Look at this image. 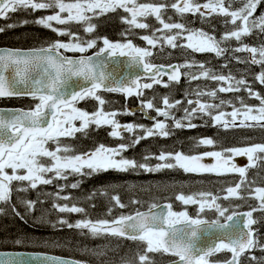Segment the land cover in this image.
Instances as JSON below:
<instances>
[{
  "label": "snow or ice",
  "instance_id": "6c2138e0",
  "mask_svg": "<svg viewBox=\"0 0 264 264\" xmlns=\"http://www.w3.org/2000/svg\"><path fill=\"white\" fill-rule=\"evenodd\" d=\"M236 0H206L201 4L198 0H174L172 3L161 2L138 3V0H0V19H8L10 13L19 10L49 11L52 14L41 16L35 19L34 23L44 28L50 29L57 36H67L68 41L56 40L47 46L40 48L23 49H0V98L28 96L35 102L29 109L0 110V204H9L13 193V182H28L30 188H37V184H51L53 179H67L69 174L92 175L94 173L114 170L126 173L134 170H143L148 173L159 172L162 169L180 168L186 173H215L222 175L229 172L239 173L240 183L234 187L226 189L227 195L224 199H242L240 189L245 182L248 168L256 167V161L264 154V144H255L242 148H230L225 152L231 156H246L247 167H238L230 162V158H225L224 153L219 151L205 152L199 155H185L182 152L163 153L155 157L160 163L150 166L147 162L139 163L135 159L123 157L122 153L129 148L139 144L142 139L159 135L168 137L167 120L174 122V127L195 128L196 124L192 120L199 114L208 116L214 125L222 124L227 128L231 124L233 127H253L260 125L264 127V96L254 92L248 81L241 77L237 79L231 74H215L207 69L204 64H197L195 61L186 62L180 65H157L147 58L153 56V52L148 48L135 46L130 40L126 43L111 42L108 38H102L103 47H100L92 56L85 53L97 46L96 39L81 40V38L68 28H57V25H66L72 22L84 24V32L92 33L96 25L91 23L92 19L98 15L109 12H116L122 9L128 15L121 17V22L136 29H149L150 25L140 22L138 18L154 17L162 26L153 30L151 35L140 37L149 46L155 48L159 41L160 45L166 44L171 48L183 47L191 49L193 52H211L217 57L224 55L228 48L221 47V43L235 40L238 45L232 49L233 52H247L249 57L246 61L238 62L258 65L259 73L254 77L255 81L264 85V44L259 47L249 46L243 43L242 38L254 34L258 31L264 35V13L256 16L257 7L264 0H239L240 7L232 9V4ZM171 8L181 18L185 14L199 15L201 18L206 15L216 14L225 17V24L231 23L233 29L226 31L219 40L209 35L203 30H193L187 28L182 22H166L164 13ZM202 9L206 11H202ZM98 10V11H97ZM89 13L91 15H89ZM66 14V15H64ZM172 21V17H168ZM24 20L19 26L27 24ZM16 24H8L7 28L17 27ZM173 30H175L174 34ZM5 31L0 27V32ZM162 33L157 36L156 33ZM187 33L183 38L188 42L184 45L177 43L178 39ZM80 53L79 57L73 58L63 54V52ZM117 56L127 57L125 67H140L147 74L151 83L140 82V77L136 76L127 79L119 76L115 67L109 70L108 61ZM199 68L198 73L190 71L192 68ZM185 69V71H182ZM167 76V81L163 77ZM185 77L191 81L206 79L219 82L221 86L211 91L196 90L194 94L197 99H187V104L191 108H184L182 119H176L172 115L175 109L182 102L177 100L171 102L167 95L161 99V106H157L154 99L140 100V110L147 115V111H154L155 117L147 118L154 120L151 127L137 125L133 123L121 124L117 120L118 115H130V111L105 112L103 105L105 100L98 94L100 91L120 93L126 98L135 95L137 98L144 96V90L152 89L153 85L170 87L171 82L179 83ZM226 85V86H224ZM244 90L250 98L259 101V106L244 104L241 100V108H233L231 113L222 111L214 114V110L219 109L225 103L220 100L219 104L204 102L202 96L216 99L217 93L233 92L238 93ZM87 97L98 101L100 108L93 113H89L77 108L78 101ZM230 103V102H229ZM231 116V121L225 119ZM164 118L163 120L159 118ZM239 124L237 125V121ZM79 121V127L74 122ZM187 121V123H185ZM249 122H255L250 124ZM90 125L100 127L109 126V135L114 138L123 139L122 133H132L130 143H121L115 148L106 147L101 144L95 150L74 154L73 150L67 146H59L60 137H71L77 132H85ZM139 129L143 135H137ZM57 144L55 151L49 150L46 145L49 142ZM211 138H201L199 145H213ZM63 153V154H61ZM49 158V163H44L41 158ZM206 157L215 158L216 163H204ZM149 157L145 156L147 161ZM171 161H174L171 162ZM88 169L85 173L84 169ZM11 170L9 173L8 170ZM52 174L53 178H47L45 174ZM73 189L78 187V182L71 185ZM135 187V186H131ZM16 191H27L21 187ZM255 199L258 206L244 213V220L241 227L239 219L240 213H229L228 208L222 207L217 200V196L211 192H199L194 195L183 193L176 195V200L183 204L198 205V213L195 218L189 216L187 211L175 212L171 204L165 205L167 212H154L152 209L159 207L152 204L147 212L137 211L135 215H121L111 221L102 219L93 221L82 218L75 223L69 222L64 217H60L55 224L67 226L69 229L80 230L81 234L89 235L92 238L100 236L123 237L133 241L139 240L146 243L143 254H137L139 264H153L148 253L165 252L178 258L174 264H212L210 260L214 255L227 252L230 257L222 264H242V258L247 257L254 264H264V258L248 255L254 250L264 252V244L257 238L253 225L257 223L254 212L264 214V187H257L254 190ZM59 198V197H58ZM91 199V197H89ZM68 200L69 197H63ZM120 208L124 205L118 195L111 197ZM20 206L24 208L21 213L15 204L12 205V212L21 220L26 216L33 215L38 211L37 204L41 201L21 199ZM131 203L138 204L139 200H132ZM53 209L59 213L81 214L85 209L75 204L67 203L53 204ZM205 208L214 209L217 219L206 220L200 218L199 213ZM2 211V210H0ZM86 214V213H85ZM223 218L224 222H221ZM36 222L47 223L44 212L36 217ZM211 231L219 233L216 237L218 242L203 247L198 246L197 241L201 233ZM16 245H21L22 240L16 239ZM58 246L59 242H52ZM85 254L93 256H104L105 252L97 249H83ZM89 264L88 261L75 259H63L57 256L34 254L30 259H24L21 253H10L0 251V264Z\"/></svg>",
  "mask_w": 264,
  "mask_h": 264
},
{
  "label": "trees",
  "instance_id": "16d2710c",
  "mask_svg": "<svg viewBox=\"0 0 264 264\" xmlns=\"http://www.w3.org/2000/svg\"><path fill=\"white\" fill-rule=\"evenodd\" d=\"M66 2H74V0H66ZM49 11H37L35 13L25 10H19L15 13H10L8 19H0V27H4L5 31L0 32V47L18 48V49H31L40 48L47 46L49 43L62 40L68 41L67 36H57L56 33L50 29L44 28L34 23L35 19L41 16L51 14ZM120 17L122 14H108L107 17H102L97 20L99 25V33L96 36L86 35L84 32V24L70 23L66 25L57 26V28H68L73 33L78 35L81 40H89L90 38L101 40L106 37L109 40L118 39L117 35L121 29H124L125 37H134V34L129 30L128 27H124L120 24ZM27 20L28 23L23 26H19L20 23ZM174 20L176 18L174 17ZM177 22V21H174ZM8 24H16L17 27L7 28ZM255 43L264 44V35H261L260 39L253 41ZM89 52H87L88 54ZM177 61L174 58L170 61ZM228 69H226L227 71ZM259 66L252 68L251 85L253 90L264 96V85L255 81L254 77L260 71ZM182 81L179 84L171 83L167 89L163 87H156L154 93L149 94V98L143 96L138 98L137 106L140 108V100L154 99L157 106H161V99L167 95L171 102L177 100L185 103L182 98L183 89ZM151 92V91H150ZM102 98L107 102L104 107L105 111L108 112H124L125 109L136 107L135 99H128L124 101V98L116 93L103 94ZM220 100H224L225 103L220 106L221 108L226 105H234L235 107L242 106L241 100L244 104L253 105L256 101L247 94L237 93L235 97L227 96L225 99L218 98L215 103L219 104ZM230 102V103H229ZM92 103L90 106L86 104ZM98 104L96 101H86L81 109H86V112L96 111ZM100 107V106H99ZM181 108V107H180ZM149 114L154 111H147ZM123 115V114H122ZM150 116V115H149ZM119 121L121 123H134L138 125L148 124V119H143L140 115L138 122L132 115L121 116ZM180 130L179 132H182ZM110 129H96L90 132H80L73 139H61L59 146L61 148L67 146L73 150L74 154H82L95 150L99 145L103 144L106 147L115 148L121 143H130V138L127 141L111 137L109 135ZM176 132V131H175ZM185 133V132H183ZM174 134V133H172ZM195 139L200 138H211L214 140V144L211 146V151L223 152L230 148H242L248 145L264 144V127L255 125L253 127H235L225 128L221 124L214 126L211 118H207L205 123L196 128L195 132L192 133ZM180 139L179 142L167 141L166 139L156 138L155 140L142 139L139 144L129 148L123 152L122 155L128 159H135L139 163L147 162L150 166L154 163H158L157 159L153 157L158 156L161 152L163 153H175V152H186L188 150L199 151L196 149V141ZM190 142L194 143L191 144ZM203 152L206 149L202 150ZM63 154V153H61ZM263 155V154H262ZM147 156L149 159L144 160ZM261 159L256 161V167L249 169L247 172L244 184L240 189L242 199L230 198L220 201V204L224 208L229 209V213L237 211H250L252 204L256 199L251 190L257 187H264V162ZM86 171L85 173H87ZM235 176H210V175H190L184 178L180 171L175 168L169 170H162L157 174L145 172L143 170H134L126 173L109 170L107 172L94 173L92 175H80V174H69L67 179L56 180L53 179L51 184H41L35 189L28 186V183L21 182L16 184L12 193L11 202L9 204H3L0 206V251H27V252H42L67 258H73L80 261H88L89 264H139L137 254H143L145 251L142 242H135L130 244L132 251L128 254H120L119 250H112L107 257L104 256H93L91 254H85L83 249H93L96 244L101 242L102 238H92L85 234H81L80 230L69 229L67 226L57 225L53 228L51 225L55 224L60 217H64L69 222L75 223L77 220L82 218L96 220H113L120 217L121 215H130L133 212L139 210L148 209L152 204H158L167 202L170 203L173 209L181 208V204L176 200V195L183 193L185 195H194L199 192H211L218 196L227 195L226 189L230 186L228 184L234 180ZM239 178V177H238ZM238 178L232 185L239 183ZM238 181V182H237ZM78 182V187L73 189L71 185ZM139 182L142 183L140 190L137 188L130 189L128 186L137 185ZM182 183L184 185H176ZM21 187L27 188V191H16ZM164 188L167 191L162 192L155 189ZM242 191V192H241ZM113 195H118L121 202L126 205L124 208H120L115 204V201L111 199ZM59 197V198H58ZM63 197H69L68 200ZM91 197V199L89 198ZM21 199H29L33 201H41L42 203L37 204L38 211L33 215L26 216L25 220H21L15 216L12 212V205L15 204L21 213H24V208L20 206L19 201ZM139 200L140 203H131L132 200ZM75 204L78 207L85 209V213L71 214V213H59L53 209V204ZM44 212L47 223L40 224L36 222V217ZM257 223L254 224V230L257 234L259 241L264 244V214L259 212L255 213ZM216 217L212 215L209 220H214ZM107 237V236H106ZM109 238V237H108ZM112 238V237H111ZM20 239L23 241L21 245H16L14 241ZM118 243L115 238H112ZM110 243H112L111 240ZM52 242H59L58 246H54ZM140 243V244H139ZM120 245V244H119ZM98 249H101L100 247ZM157 255V254H156ZM248 255H255L259 258H264V252L254 250ZM228 258L226 252L216 254L215 259L217 262H223ZM173 258L165 256V262L170 261ZM163 259L161 255H157V258L153 257V264H161ZM242 264H254L247 257L242 258Z\"/></svg>",
  "mask_w": 264,
  "mask_h": 264
},
{
  "label": "flooded vegetation",
  "instance_id": "af4514ba",
  "mask_svg": "<svg viewBox=\"0 0 264 264\" xmlns=\"http://www.w3.org/2000/svg\"><path fill=\"white\" fill-rule=\"evenodd\" d=\"M199 1V0H198ZM201 2H206V0H200ZM161 2H165V0H138V3H154V4H158V3H161ZM174 2V0H167V3H172ZM98 11V10H97ZM202 11H206L204 9H202ZM122 14V16H126L128 15L127 13H125L122 9H118L116 12H109V13H106V14H103V15H98L96 17H94L91 21V23H93L94 25H96V28H95V31L92 32V33H86V35H94L96 36V33H99V25L97 24V20L102 18V17H107L108 14ZM89 15H91L89 13ZM168 17H172V21H168ZM174 17L176 18V20H174ZM166 22H173V21H177V22H182L184 23L187 28L189 29H193V30H203L205 32H207L209 35H212L214 36L216 39L217 37H221L220 36V33L223 31V29L225 27H228L230 25L228 24H225V21L223 24H220L219 22H221L222 20H225V17H222V16H219V15H216V14H211V15H206L205 17L201 18L198 14L197 15H192V14H185V16L183 18H181L177 13H175L174 10H172L171 8H169L165 13H164V17H163ZM121 19V17H120ZM140 20V22H145V23H148L150 25V28L149 29H136V28H130L129 25L127 24H124L121 22L120 20V24L124 27H128L129 30L134 34V37H125L123 32H124V29H121L120 30V33L117 35L118 39H114V40H110L111 42H120V43H126L128 40H130L135 46L137 47H141V48H148L150 51V46L146 43H144L142 41V39L140 37L144 36V35H151L153 30L156 29V28H160L162 27L156 20L154 17H147V18H138ZM75 23V22H74ZM78 24V23H77ZM86 27V25H85ZM175 30H173V33L174 34ZM185 35H187V33H184ZM157 36H160L162 35V33H156ZM90 39H94V38H90ZM97 40V46L95 48H92V49H89L87 52H89L88 54H92V53H95L96 51L99 50L100 47H103V41L102 39L101 40ZM219 40V39H217ZM185 42H188L186 39H183V43L182 45L185 44ZM236 42V41H235ZM245 43V42H243ZM247 44V42L245 43ZM253 44V43H252ZM232 46H236V44L233 42ZM2 48H7V49H16V48H8V47H0V49ZM226 48H228V51L225 52V54L227 55L225 58H221V57H217L214 53H211V52H205V53H200V52H193L191 49H187V48H184L185 51V55L186 57L191 60L190 62L192 61H195L196 63L198 62H201V63H198V64H204L206 68L208 69H213V73H217L218 71V68H220L219 66L222 67V70H226L228 69L230 71V68L233 67L235 64H239L241 67H246V69H249V63H243V62H237L234 57L232 56V47L228 44V46H226ZM159 54H161V50L159 49L158 51ZM210 53V54H209ZM64 55L66 56H75V54H72V53H68V52H63ZM150 62L154 63V64H163V65H168V64H172V63H179V61H181L182 63H186V62H189V61H183V60H177V61H162L159 57V55H156L154 56H151V57H148L147 58ZM245 61L248 59V57L244 58ZM180 64V63H179ZM258 66V65H257ZM252 68H254L255 66H251ZM252 68L247 70V72L249 74H252ZM217 70V71H216ZM182 71H184V69H182ZM229 71H225V72H229ZM235 77V76H234ZM164 81H167L166 78H163ZM246 80L248 81V84L251 86V88H253V86L250 84V82L252 81L251 79V76L246 78ZM151 83V80H148V81H144L143 83ZM142 83V84H143ZM171 83H175V82H171ZM170 83V85H171ZM180 83V82H179ZM179 83H175V84H179ZM182 89H183V93L182 95L184 96L182 99L185 100V103H182L180 105H178L175 109H172V115L176 118V119H182L183 116H184V111L183 109L184 108H191L192 106L191 105H188L187 104V99H192V100H196L197 97L196 95L194 94V92L196 90H205L206 92L207 91H211V90H215L217 89L219 86H221V84L216 81H212V80H206L205 82L203 81V79H200V80H195V81H191L189 80L188 78H186L184 80V77L182 79ZM217 83V87H214L213 84H216ZM202 85V86H200ZM163 87L161 85H153V88L152 89H147V90H144V93H145V97L149 98V94L151 93H154L153 91L155 90L156 87ZM165 88V87H163ZM167 89V88H165ZM153 90V91H152ZM151 91V92H150ZM256 92V91H254ZM239 93L241 94H247L246 91L244 90H241ZM101 97L103 94H108V93H98ZM118 94V93H116ZM237 93H233V92H224V93H220L218 92L217 93V97L216 99H214V103L215 101L218 99V98H222V99H225L227 96L229 97H235ZM120 96H122L124 98V101L128 100V99H132L133 100L135 99V102H133V105L134 103L136 104V107L132 106L131 108H127L125 110H128L130 111L132 114V116L135 117V120L136 122H138L139 120V116L142 114L143 115V119H148L150 122H151V119L147 118L149 115L151 117H155L156 116V113H148L147 110V115H145V113L141 112L140 108L137 106V97H127L125 98L123 95L121 94H118ZM200 99L202 101H206V100H209L208 103L211 102V99H205L203 100L204 98L203 97H200ZM87 102L90 101L92 102L91 100H86ZM85 101V102H86ZM85 102H80L78 101L76 103L77 107L79 109H81L80 106H83ZM34 101L29 98V97H19V98H13V97H5V98H0V110H4L5 112L7 110H12V109H29L30 107H32L34 105ZM96 103L98 104L97 106V109L100 108L101 106L99 105L98 101H96ZM92 103H89V104H86L85 106H90ZM107 102L104 103V105L102 106L103 107V110H104V107L106 106ZM100 106V107H99ZM181 107V108H180ZM96 109V111H97ZM81 110H86V109H81ZM105 111V110H104ZM224 112V113H231V109H228V108H221V109H216L214 110V114H216L217 112ZM95 112V111H93ZM92 111L89 112V113H93ZM105 112H108V111H105ZM135 114V115H134ZM226 117H231V116H226ZM209 118L208 116H203V115H197L193 120H192V123L196 124L197 127H199L200 125H202L203 123H205V120ZM161 120H163V118H160ZM167 124H168V129H169V132H170V135L168 137H159L158 135H156L154 138H147L149 140H155L156 138H162V139H166L167 141L171 142V141H176V142H179L180 139H185L188 141V140H191L193 137L192 133L195 132L196 128H180V129H177L174 127V122L172 120H167L165 121ZM213 122V121H212ZM121 123V122H120ZM185 123H187V121H185ZM138 125V124H137ZM222 125V124H221ZM238 125V124H237ZM258 125V124H257ZM145 127H151L150 125H144ZM216 126V125H214ZM233 127V126H232ZM238 127V126H237ZM110 129L111 131V128L109 126H100V127H89L88 129H86L85 131L86 132H90L91 130H96V129ZM227 128H231V124L229 125V127ZM235 128V127H233ZM245 128V127H244ZM180 130H183L182 132H179ZM176 131V132H175ZM185 132V133H183ZM80 133V132H79ZM174 133V134H172ZM78 134V133H77ZM75 134L74 137L77 135ZM128 133L127 132H124L123 135H125L123 138H125L124 141H127L126 139L127 138H131L132 135H127ZM66 138V137H65ZM69 138V137H67ZM119 139V138H118ZM185 140V141H186ZM136 146V145H135ZM212 145L208 146V145H204L202 149H198L199 151H194L192 150L191 152H193L194 155H199V154H203L204 152L202 151L204 148L208 147V150L211 148ZM155 158V156L153 157V159ZM253 168V167H252ZM251 168V169H252ZM156 174V173H154ZM152 174V175H154ZM182 176L184 178H187L188 176L190 175H210V176H216L217 174L215 173H212V174H204V173H186L184 171L181 172ZM229 175L230 176H235L233 177L234 180L231 181L228 186L230 187H233L232 185L236 182V178H238L239 173H230L229 172ZM229 175L227 176H223V177H228ZM220 175H218L219 177ZM238 181H239V178H238ZM237 181V182H238ZM207 192V191H205ZM242 192V191H241ZM250 193H253L254 197H255V194H254V191L251 190ZM213 194V193H212ZM215 195V194H213ZM241 195V193H240ZM218 197V196H217ZM224 197L225 195H222L218 200H217V203L220 204V201L221 199L224 200ZM233 198V197H232ZM230 199V198H229ZM229 199H226L227 201ZM159 204V203H158ZM253 207H257L258 206V201L256 200V202L254 201V203L252 204ZM196 207H192V209H195ZM191 208H189V210L187 211V213L189 214V216L195 218L197 216V213L198 212H194V210L192 211ZM215 212V211H214ZM259 212V211H257ZM212 213V212H211ZM211 213H207V212H201L199 213L200 215V218L202 219H206V220H209L211 217H212V214ZM256 212H254L253 214H255ZM261 213V212H259ZM206 214V215H205ZM214 214V213H213ZM215 215V214H214ZM217 216V215H216ZM218 217H216L217 219ZM112 238H115L119 243V249H120V254H123V253H126L129 255V253L132 251V249L129 247L130 244H133L135 242H142V241H133V240H130V239H124V238H118V237H112ZM140 244V243H139ZM142 244V243H141ZM145 250V249H144ZM123 252V253H122ZM161 255V258L163 259V261L161 262V264H166L170 261H173L174 259L170 260V261H164L165 260V256L166 257H169L167 256L166 254H164L162 251L161 252H155V253H148V256L150 258V260L152 261L153 257L157 258V255ZM227 253V252H226ZM157 254V255H156ZM228 254V253H227ZM215 256L214 255L213 257L210 258V260L212 261V264H222V262H217L216 259H215ZM230 257V254H228V258ZM170 258V257H169ZM226 260V259H225ZM224 261V260H223ZM155 263V262H153Z\"/></svg>",
  "mask_w": 264,
  "mask_h": 264
},
{
  "label": "rangeland",
  "instance_id": "374dc122",
  "mask_svg": "<svg viewBox=\"0 0 264 264\" xmlns=\"http://www.w3.org/2000/svg\"><path fill=\"white\" fill-rule=\"evenodd\" d=\"M199 3H201V4H203V3H205V2H201L200 0L198 1ZM226 4H227V0H226ZM241 5H240V3H239V0H236V2L234 3V4H232V9L233 10H235L236 8H239ZM261 13H264V2H262L258 7H257V10H256V13H255V15L256 16H259ZM52 14V13H51ZM49 15V14H48ZM64 15H66V14H64ZM225 19H227V18H225ZM224 21L225 20H222L221 22H219L220 24H223L224 23ZM228 25H230V26H228V27H225L224 29H223V31L220 33V36H222L226 31H231L232 29H233V25H231V23H228ZM53 26L54 27H57V26H60V25H57V24H55V22H53ZM261 35L262 34H260L258 31H256V32H254V34H252V35H249V36H246V37H243L242 38V40H243V42H247V45H249V46H256V47H259L261 44H259V43H255L254 45L252 44L253 43V41H255L256 39H260V37H261ZM184 36H186L185 34H183V36L181 37V38H179L178 39V41H177V43L178 44H180V45H182V43H183V37ZM217 39H220V37H217ZM144 43H146L147 44V42L146 41H144V40H142ZM233 42L236 44V46L238 45V42H235V40H232V41H229V42H225V43H221V47H225L226 48V46H228V44L232 47V49L234 48V47H236V46H232V44H233ZM163 43V41H159L158 42V44H157V46L155 47V48H152L151 46H150V49H151V51L153 52V54H154V56H156V55H159V57H160V59L162 60V61H164V60H166V61H169V60H171V59H174V58H176V59H178V60H183V61H191V60H189L187 57H186V55H185V51L186 50H184V48L183 47H177V48H171L170 46H168V45H166V44H164L163 45V50H161V44ZM187 42H185V44H186ZM159 49L161 50V54H159L158 53V51H159ZM62 52H63V50H61ZM68 53H72V54H76V53H73V52H68ZM78 54H80V53H78ZM210 54V53H209ZM249 53H247V52H233L232 51V56L234 57V59L237 61V59H236V57H239L240 58V60L241 61H245V59L244 58H246V57H249ZM227 55L224 53V55H222V56H220L221 58H225ZM238 62V61H237ZM179 63L180 64H184V62L182 63L181 61H179ZM198 63H201V62H198ZM197 63V64H198ZM203 64V63H202ZM251 66H257V65H249V69H251L252 67ZM220 68H218V71H217V73H215V74H224V75H228V74H231L232 76H235L237 79H239V78H241V77H243V78H247V76L248 77H250V76H252V74H249L248 72H247V70H249V69H246V67H241L239 64H235L233 67H231L230 68V71L229 70H227V71H229V72H225L226 70H222V67L221 66H219ZM208 69V68H207ZM212 72H213V69H210ZM184 71H185V69H184ZM190 71H192L193 73H198L199 72V68H197V67H194V68H192ZM186 78L184 77V80H185ZM203 81L205 82L206 81V79H203ZM258 82V81H257ZM218 83V82H217ZM217 83L216 84H213V86L214 87H217ZM259 83V82H258ZM250 84H251V82H250ZM200 86H202V85H200ZM224 86H226V85H224ZM220 87V86H219ZM218 87V88H219ZM217 88V89H218ZM253 90V89H252ZM204 92H206L205 90H203ZM254 91V90H253ZM204 99L203 100H205V99H209L210 97H208V96H202ZM91 100L92 102L93 101H96L94 98H91V97H87V98H85L84 99V102L86 101V100ZM211 99V102L210 103H214V101H213V99L212 98H210ZM252 99H255V98H252ZM256 101L254 102V104L253 105H250V106H259V101L257 100V99H255ZM209 100H206V101H204V102H208ZM80 102H82V100H80ZM76 107H77V105H75ZM224 107H227L228 109H231L232 111H233V108H241L242 106H239V107H235L234 105H226V106H224ZM78 108V107H77ZM231 111V112H232ZM135 115V114H134ZM121 116H124V115H118L116 118H117V120L119 121V119H120V117ZM141 116L143 117V115L141 114ZM225 119L226 120H228V121H231V117L229 118V117H225ZM79 121H75L74 122V124H75V126L76 127H79ZM153 123H154V120H152L151 119V122H150V126H152L153 125ZM237 124H239V120L236 122ZM250 124H255V122H249ZM261 123H264V122H261ZM121 124H124V123H121ZM134 124V123H133ZM144 125H148V124H144ZM102 126H106V125H102ZM89 127H97L96 125H90ZM168 131H169V129H168ZM77 133H79V132H77ZM77 133H75V134H77ZM128 133V132H127ZM170 133V132H169ZM124 134V132L122 133V136L124 137L125 135H123ZM136 134L137 135H143V132H141L139 129H137V131H136ZM127 135H133L132 133H128ZM159 136V135H158ZM155 136H152V137H148V138H154ZM160 137V136H159ZM63 138H65V137H60L59 138V142H60V140L61 139H63ZM120 139V138H119ZM194 139V141H196V149H202L203 148V146L204 145H199L198 146V141L201 139H195V138H192L191 140H193ZM191 144H193L194 145V143H192V142H190ZM248 146H251V145H248ZM46 147H48L49 148V150H52V151H55V149H56V147H57V144L56 143H54V142H49L47 145H46ZM245 147H247V146H245ZM204 149H206V151H204V153L205 152H211V151H209L208 150V147H206V148H204ZM222 153H224V156H225V158H230V162L231 163H234V164H236L238 167H247V165H248V159H247V157L246 156H231L229 153H226L225 151H223ZM183 154H185V155H194L193 154V152H191V150H188V148L186 149V152H184ZM259 156H261L262 158V161L264 162V154L262 155V154H258ZM42 159V161L44 162V163H49V158H41ZM171 162H173L174 163V161H171ZM204 163H207V164H214V163H216V160H215V158H211V157H206L205 159H204V161H203ZM159 163H160V161H159ZM157 163H154V165H152V166H155ZM175 169H177L178 171H180V172H182L183 170L182 169H180V168H175ZM162 170H165V169H162ZM161 170V171H162ZM166 170H169V169H166ZM9 171V173H11V170L9 169L8 170ZM86 171H88V169H84V172H86ZM154 173H156L157 174V172H152V174H154ZM230 173H234V172H230ZM226 174V173H225ZM46 175V177L47 178H53L52 177V174H45ZM72 175V174H71ZM25 183H28V182H25ZM16 184H21V182H19V181H14L13 182V188H14V186L16 185ZM41 184H37V187L38 186H40ZM176 185H184V184H182V183H178V184H176ZM29 186V185H28ZM131 186H135V187H131ZM185 186V185H184ZM30 187V186H29ZM130 189H135V188H137L138 190H140L141 189V187H142V183L141 182H139L137 185H130L129 184V186H128ZM155 190H158V191H162V192H165V191H167L166 189H162V188H158V189H155ZM179 203L181 204V208H178V209H175L174 211L175 212H180V211H188L189 210V208H191L192 209V207H196L195 209H192V211L194 210V212H198V205H195V204H188V205H185V204H183L181 201H179ZM0 206H3V204H0ZM139 211H141V210H139ZM215 210L214 209H208V208H205V210L203 211V212H207V213H211L212 215H214L215 217H217L216 216V213L214 212ZM214 213V214H213ZM206 215V214H205ZM253 216L256 218V217H258V216H256L255 214H253ZM220 219H223V218H220ZM109 237V238H108ZM100 238H102L101 240V242H99L98 244H96L95 246H93L94 248L93 249H97L98 251H102V252H108V254H110L111 252L110 251H112V250H119V242L118 243H116V241L114 240V239H112L111 238V236H100ZM108 240H111L112 241V243H110V241H108ZM142 244H143V248L144 249H146V243L145 242H142ZM101 248V249H98V248ZM104 257H107V255H104Z\"/></svg>",
  "mask_w": 264,
  "mask_h": 264
},
{
  "label": "water",
  "instance_id": "95a60500",
  "mask_svg": "<svg viewBox=\"0 0 264 264\" xmlns=\"http://www.w3.org/2000/svg\"><path fill=\"white\" fill-rule=\"evenodd\" d=\"M2 49H7V48H2ZM23 50H27V49H23ZM93 54H90L88 56H92ZM69 57L76 58V57H79V56H69ZM108 63H109V70H111L113 67H115L117 69V71H118L119 76H121V77H124V78H127V79H131L133 77L139 76L140 77V82L143 81V80H149L147 74H145L143 72L142 68H140V67H132V68L125 67V65L127 64V57L117 56L115 58H111L108 61ZM157 65H161V64H157ZM172 65H178V64L173 63ZM165 78H167V76H165ZM99 93H109V92L100 91ZM133 96H135V95H133ZM21 97H28V96H21ZM13 98H19V97H13ZM29 98H31V97H29ZM0 114H3V113H0ZM165 205H168V204L167 203L159 204L158 205L159 207L152 209V211L158 212V213L159 212L166 213L167 209L164 207ZM148 210L149 209L142 210V211H139V212H147ZM135 213H133L131 215H135ZM237 213H240V216L237 219H239L241 227H242L243 220H244V215L243 214L246 213V212L242 211V212H237ZM218 235H219V233H214V232H211V231H205V232L201 233L200 239L197 241V244H198V246H203V247L212 245L213 243L218 242L216 240V237ZM121 238H123V237H121ZM125 239H127V238H125ZM3 252H10V253H17L18 252V253H21V254H23V258L26 259V260L30 259V256L34 255V254L57 256V255H52V254H47V253H42V252H27V251H3ZM165 254L175 258L174 261H170V262H168L166 264H174V262H176L178 260V258L176 256H174V255H172L170 253H165ZM57 257H60V258H63V259H71V258L62 257V256H57ZM32 264H38V261H32Z\"/></svg>",
  "mask_w": 264,
  "mask_h": 264
},
{
  "label": "bare ground",
  "instance_id": "6f19581e",
  "mask_svg": "<svg viewBox=\"0 0 264 264\" xmlns=\"http://www.w3.org/2000/svg\"><path fill=\"white\" fill-rule=\"evenodd\" d=\"M144 81H148V80H143L141 81V84L144 82ZM112 93V92H111ZM119 94V93H118ZM122 95V94H121ZM163 203H167V202H163ZM167 204H170V203H167ZM172 206V205H171ZM173 208V207H172Z\"/></svg>",
  "mask_w": 264,
  "mask_h": 264
}]
</instances>
